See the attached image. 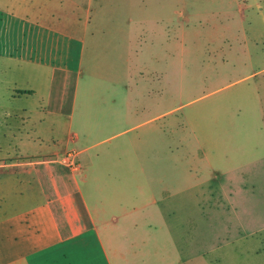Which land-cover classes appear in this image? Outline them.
I'll return each instance as SVG.
<instances>
[{
  "label": "rangeland",
  "instance_id": "374dc122",
  "mask_svg": "<svg viewBox=\"0 0 264 264\" xmlns=\"http://www.w3.org/2000/svg\"><path fill=\"white\" fill-rule=\"evenodd\" d=\"M30 1L0 0V99L27 94L16 101L6 98L16 116L8 123L21 124L23 118V144L3 138L7 121L0 109V153L6 155L16 149L23 156L39 153L42 140L51 145L53 138L50 128L39 138L35 134L42 124L31 111L37 99L27 89L37 87L36 70L18 61L24 47L34 50L41 42L34 37L35 28L32 34L29 25L18 19L19 6L30 7ZM135 4L140 29L155 19L170 25L172 77L165 91L163 82L150 81L154 97L150 104L162 112L171 109L157 122L158 126L165 121L166 127L164 134L157 127L155 138L157 154L165 153L166 162H147L141 171L131 160V147L122 144L128 135L110 131L108 135L114 136L109 141L87 153L102 156L84 169L90 183L84 184L85 192L95 219L106 234L119 240L122 254L130 251L129 240L135 239V246L167 264L186 259L193 264L201 258L206 264H264V0ZM182 9L187 14L180 18ZM167 14L172 18L164 17ZM90 102L98 104L95 97ZM90 138L92 143L104 139L96 134ZM208 160L220 169L236 167V171L229 176L213 174ZM150 179L151 187L164 188L171 198L151 210L154 216L135 218V225L133 219L124 221V213L146 199L135 197L144 194ZM109 203L118 208H109ZM122 259L138 264L141 258L129 253Z\"/></svg>",
  "mask_w": 264,
  "mask_h": 264
},
{
  "label": "crops",
  "instance_id": "0c3cea01",
  "mask_svg": "<svg viewBox=\"0 0 264 264\" xmlns=\"http://www.w3.org/2000/svg\"><path fill=\"white\" fill-rule=\"evenodd\" d=\"M32 1L30 7L19 6L18 19L29 25L32 34L35 28L34 37L41 42L34 50L24 47L18 61L36 70L37 87L27 89L37 99L31 111L42 124L35 134L39 138L50 128L53 138L51 145L42 140L39 153L23 156L17 149L12 155L0 153V264H127L122 258L129 253L141 258L138 264H167L152 259L150 250L135 246V239L129 240L130 251L120 253L119 240L106 234L95 219L85 192L84 184L90 183L84 169L94 157L102 156L87 153L109 141L114 135L108 133L116 129L120 131L115 135H128L122 144L131 147V160L139 163L141 171L147 162H166L165 153L157 154L155 138L157 127L160 134L166 127L165 121L158 126L157 122L171 109L162 112L150 104L154 99L150 81L163 82L165 91L172 77L170 25L155 19L140 29L138 0ZM178 13L182 18L187 11ZM171 14L164 17L170 19ZM23 94L18 99L13 95L0 99L3 120L16 117L8 100H20ZM90 97L98 104L91 103ZM10 123L2 126L3 138L23 144V118L21 124ZM95 134L104 139L92 143ZM69 160L79 170H73ZM210 161L213 174L229 176L236 171V167L220 169ZM151 181L144 194L135 197L146 199L131 206L124 221L133 219L135 225L138 217L154 216L151 210L171 198L164 188L151 187ZM178 198L182 199V191ZM191 263L206 264L203 258Z\"/></svg>",
  "mask_w": 264,
  "mask_h": 264
},
{
  "label": "built area",
  "instance_id": "2783aa9c",
  "mask_svg": "<svg viewBox=\"0 0 264 264\" xmlns=\"http://www.w3.org/2000/svg\"><path fill=\"white\" fill-rule=\"evenodd\" d=\"M67 162H69V165L71 166V168H73V170H79V166L76 164V163H72V162H70V160L69 161H67Z\"/></svg>",
  "mask_w": 264,
  "mask_h": 264
}]
</instances>
